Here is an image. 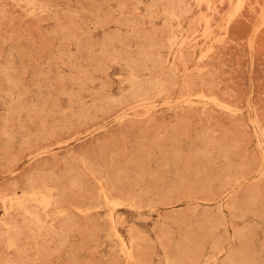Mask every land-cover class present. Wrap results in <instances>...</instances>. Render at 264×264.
Masks as SVG:
<instances>
[{
	"label": "rangeland",
	"instance_id": "374dc122",
	"mask_svg": "<svg viewBox=\"0 0 264 264\" xmlns=\"http://www.w3.org/2000/svg\"><path fill=\"white\" fill-rule=\"evenodd\" d=\"M239 1L0 0V264H264Z\"/></svg>",
	"mask_w": 264,
	"mask_h": 264
},
{
	"label": "bare ground",
	"instance_id": "6f19581e",
	"mask_svg": "<svg viewBox=\"0 0 264 264\" xmlns=\"http://www.w3.org/2000/svg\"><path fill=\"white\" fill-rule=\"evenodd\" d=\"M196 1H197V0H196ZM228 1H229V0H228ZM240 1H241V0H240ZM240 1H239V2H240ZM242 1H243V0H242ZM207 2H208V1H207ZM239 2L237 3V6H239V5H238V4H239ZM198 3H199V2H198ZM207 29H208V28H207ZM208 31H209V30H208ZM207 35H208V34H207ZM102 197H103V195H102ZM27 213H28V212H27Z\"/></svg>",
	"mask_w": 264,
	"mask_h": 264
}]
</instances>
